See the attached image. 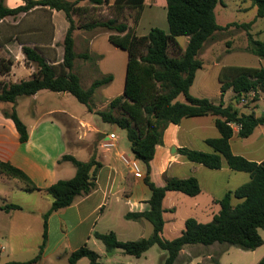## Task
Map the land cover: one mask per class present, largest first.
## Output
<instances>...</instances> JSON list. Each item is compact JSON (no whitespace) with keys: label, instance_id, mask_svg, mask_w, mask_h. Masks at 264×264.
<instances>
[{"label":"trees","instance_id":"16d2710c","mask_svg":"<svg viewBox=\"0 0 264 264\" xmlns=\"http://www.w3.org/2000/svg\"><path fill=\"white\" fill-rule=\"evenodd\" d=\"M86 1L89 6L99 7L108 4L109 0H26L24 5L8 8L4 0H0V19L17 16L23 12L43 7L63 11L70 27L64 39V56L62 62L53 64L46 59L38 47L24 44L22 52L26 65L33 64L35 72L29 79L18 82H0V102L16 104L18 98L31 96L41 90L51 92H67L85 105L90 113L100 116L104 123L114 125L126 132L130 150L134 158L147 166L144 180L151 189L150 209L145 212L127 213L128 220H147L153 225V233L149 237L137 240L122 241L114 231L107 233L94 232V237L105 246L107 254L122 250L125 254L141 257L151 247L158 246L167 252L162 264H175L181 251L188 245L210 246L221 245L220 255L229 246L246 251H253L264 244L260 230H264V163H257L236 155L231 149V138L234 134L232 125L239 126L238 135L247 138L259 125H264V114L258 116L254 111L241 112L232 102L225 105L224 95L231 90L233 99L239 105L252 95V101L260 98L264 92V68L228 66L224 67L220 81L221 99L218 103L190 93L197 71L203 67L199 54L205 44L215 34L230 26L247 28V51L264 58V42L254 38L249 28L252 23H230L226 26L218 24L215 8L218 0H166L167 21L169 31L152 28L145 35H138L136 27L146 0H115L117 10L129 9L134 12L133 24L110 18L105 21L85 24L88 28L100 27L109 32L108 40L115 47L127 52L126 76L123 93L113 98L106 110L95 108L93 97L96 91L114 80L113 74H107L94 80L84 89L80 76L74 71L78 58H89L88 54L75 51L73 32L74 16L88 14L89 7L80 5ZM250 1L257 7V18L264 17V0ZM188 38L184 49L180 48L178 38ZM177 46L180 55L172 56L170 47ZM14 62L11 59H0V76L9 75ZM183 95L184 102L178 100ZM244 107L246 105L243 103ZM11 118L20 134V141L29 139L26 124L19 117L16 108L5 111ZM212 115L216 117V127L220 136L208 138L206 143L213 148L212 153L200 150L181 148L179 153L187 160L202 164L210 169H221L223 162L234 171L247 172L251 180L240 187L230 190L218 200L221 209L207 223L188 218L185 229L180 236L166 239L163 236L165 225L163 200L169 191L181 192L188 196H197L201 186L197 178H167L164 186L159 187L149 177L150 162L155 156L156 147L163 142V133L170 123L180 124L184 118ZM62 160L70 161L76 168L71 179L59 180L45 189L52 198L50 209L44 214L43 242L39 253L27 261H7L0 264H35L39 262L47 243L48 219L51 214L71 206L75 200L88 195L97 189V174L103 164L93 155L89 161H81L73 155H64ZM0 174L18 179L26 185V191H41L31 178L20 168L9 162L0 160ZM240 202L233 205V199ZM21 209L16 204H5L0 210ZM88 258L89 264H100L101 255L87 244L72 252L68 264H76L80 259ZM218 264V259L213 261ZM264 264V257L257 263Z\"/></svg>","mask_w":264,"mask_h":264},{"label":"crops","instance_id":"0c3cea01","mask_svg":"<svg viewBox=\"0 0 264 264\" xmlns=\"http://www.w3.org/2000/svg\"><path fill=\"white\" fill-rule=\"evenodd\" d=\"M25 1L4 0L5 5L11 9L24 5ZM114 2L115 0H109L108 5ZM80 5L89 6L86 1L81 2ZM157 11L163 12L164 17L167 16L166 0H146L136 27L137 34L138 28L145 20L149 22V29L162 28L157 26L155 17ZM73 18L76 27L73 32L75 51L80 54L77 51L76 39L82 37L89 58L104 57L97 51L95 42L102 33L97 31L100 27L87 28L85 24H78L80 17ZM69 27L70 24L63 11L43 7L0 19V59H11L14 62L10 74L0 76L2 80L18 82L29 79L35 72L36 68L33 64L26 65L22 52L24 44L38 47L46 59L53 64L62 62L63 43ZM103 32L108 36L110 34L105 30ZM17 64L20 68L24 67L25 71L21 72L19 67L16 69ZM204 64L205 62L203 67ZM18 72H21L22 76H18ZM68 94L41 90L34 95L18 98L15 105L10 102H0V160L23 170L33 183L42 189L28 192L26 185L20 180L0 174V206L16 204L21 207V209L9 211L0 210L2 263L27 261L39 253L44 233L43 216L52 205V198L44 190L59 180L71 179L76 174L74 165L70 161L62 160L63 156L73 155L79 160L83 156L85 158L82 161H87L95 155L96 159L103 164L97 174V189L88 195L78 197L71 206L50 215L47 243L41 259L35 264H57V261L58 264H68L70 254L85 244L95 249L101 256L104 255L107 264H146L148 254L156 245L139 258L127 255L119 249L109 255L105 246H101L99 244L101 241L93 234L96 231L100 233L114 231L118 239L122 241L151 236L153 225L149 221L125 218L127 213L145 212L150 209L149 200L152 192L144 180L147 175V166L142 163L144 175L141 178L135 177L119 157L120 153L133 155L130 146L127 150L122 148L120 143L112 150L100 147L101 139L106 137L108 132L117 134L112 128L114 125L111 126L103 121L96 128L103 135L98 140L99 145L96 151L91 154L85 149L71 148L65 136V123L59 115H65L83 124H89V120L84 117L78 118L64 107L47 104L54 103L56 99H65ZM233 94L229 90L224 95L225 105L232 102L241 112L245 109L249 111V107H242L235 102ZM220 99L218 97V100L212 101L218 103ZM13 107L27 126L29 139L26 142L20 141V134L14 121L4 114L5 111H11ZM215 121V116L207 115L184 118L180 124L170 123L163 133L162 144L156 147L155 156L150 162L149 177L153 183L162 187L167 178L195 177L201 186V192L193 197L181 192H167L163 200L165 219L163 236L166 239L180 236L188 218H195L202 223L210 222L221 209L218 200L222 199L228 191L251 180L249 173L232 170L226 161L223 162L221 169H210L187 160L179 153L181 148L212 153L214 150L206 143V140L220 136ZM232 127L234 134L230 143L233 153L257 163H264V125H259L247 138L239 137V126L232 125ZM232 203L237 204L234 200ZM260 234L264 239L262 229ZM215 246L220 245L215 243L210 246H185L175 264H214L212 257ZM231 247L234 246H229L226 251H230ZM190 250L198 252L191 254ZM226 251L222 254L227 253ZM166 255V251L160 252L162 262ZM222 257L218 258V264H223ZM238 257L241 260L252 259L250 264H257L264 257V244L253 251L243 250ZM76 264H89V259L82 258ZM232 264H239V262Z\"/></svg>","mask_w":264,"mask_h":264},{"label":"rangeland","instance_id":"374dc122","mask_svg":"<svg viewBox=\"0 0 264 264\" xmlns=\"http://www.w3.org/2000/svg\"><path fill=\"white\" fill-rule=\"evenodd\" d=\"M88 7V14H86L85 16L82 15L80 17V19L78 20L79 25L105 21L110 18H117L119 21L133 24L134 12L130 11L129 9L119 11L114 4H106L100 7ZM215 15L218 24L221 26H226L230 23H252L249 28L250 32L255 39L264 42V17L257 18V7L254 6L252 2L245 0H218V4L215 8ZM155 17L157 20V26H162V28L160 29L168 32L169 25L167 16L164 17L163 12L157 11L155 13ZM148 23V20H145V22L138 28L137 32L139 35L146 34L148 30L152 29L148 28ZM97 31L102 33L98 37V39H95L96 49L100 54H103L104 57L94 56L92 58H78L75 61L74 71L80 76L81 84L84 89H87L96 79H99L107 74L114 75V80L112 83L107 86L100 87L94 94L93 102L95 108L98 111H102L107 109L109 102L113 98L123 93L128 55L126 51L115 47L109 42L107 33L103 32L104 29L99 28L97 29ZM76 40L77 51L80 54H88L85 51L84 39L81 37V39ZM178 40L181 45L180 48L184 49L187 45L188 38L180 37L178 38ZM247 46L248 35L247 28L245 27L230 26L224 30L217 32L214 38H212V40H209L205 44L199 54V58L203 60V62H205V66L203 67V69L201 68V70L197 72L196 82L195 84L193 83L194 86L192 85L190 93L196 97H205L210 100L216 101L218 100V97L221 98L220 93L222 83L220 81V76L224 67L245 66L264 68V58H261L247 51ZM180 51L181 50H179L177 46L170 47V54L172 56L180 55ZM17 65L16 69L17 67L20 68V66ZM20 69L21 72L25 71L24 67L22 66ZM21 72H18V76L22 74ZM2 81L5 80H2V77H0V82ZM178 100L185 101V98L183 95H181ZM243 103L246 105V107H249V111L245 109L244 112L254 111L258 116L264 114V92L260 93V98L256 102L252 101L251 95L249 98L245 99ZM243 103L240 104L242 107H244ZM47 104H54V106L57 107H64L67 111L75 114L78 118L84 117L89 120V124H83L65 115H59V118L65 123V136L71 148L85 149L91 154L98 149V140L103 136L96 130V128H98L102 124V119L100 118V116L93 113H88L85 105L80 103L70 93L65 99H56L54 100V103ZM112 128L120 136L119 137L116 134L119 139L118 145L120 143L121 147L127 150L130 144L127 140L126 132L115 126H112ZM84 158L85 157L82 156L81 161L84 160ZM89 160L90 159H88L87 161ZM233 200L237 204L240 202V200L236 198H234ZM99 244L103 246L102 242H99ZM213 251L212 262L220 258L221 256H223V264H232L234 262H239V264H250L253 261L252 259L241 260L238 256L242 254L243 250L237 247H231L230 251H226L227 253H225L224 255L222 254L221 256V245L215 246ZM160 252L165 251L160 249L158 246H156L154 250H151V252L148 254V262L146 264H162ZM197 252V250H190L191 254H196ZM100 264H107L104 255L101 256Z\"/></svg>","mask_w":264,"mask_h":264},{"label":"built area","instance_id":"2783aa9c","mask_svg":"<svg viewBox=\"0 0 264 264\" xmlns=\"http://www.w3.org/2000/svg\"><path fill=\"white\" fill-rule=\"evenodd\" d=\"M244 102V100H243ZM118 136L115 133H108L106 137L101 139L100 147L105 150H112L118 146ZM120 160L126 165L135 177H143L144 171L141 162L133 156L126 153H120Z\"/></svg>","mask_w":264,"mask_h":264},{"label":"water","instance_id":"95a60500","mask_svg":"<svg viewBox=\"0 0 264 264\" xmlns=\"http://www.w3.org/2000/svg\"><path fill=\"white\" fill-rule=\"evenodd\" d=\"M235 102H236V100H235Z\"/></svg>","mask_w":264,"mask_h":264}]
</instances>
